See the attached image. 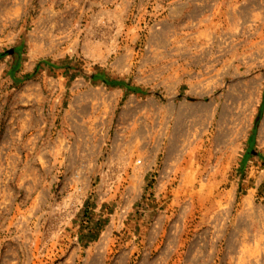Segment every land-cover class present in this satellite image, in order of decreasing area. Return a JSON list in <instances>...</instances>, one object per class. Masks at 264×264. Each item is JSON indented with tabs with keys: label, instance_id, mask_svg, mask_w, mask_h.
Wrapping results in <instances>:
<instances>
[{
	"label": "rangeland",
	"instance_id": "obj_1",
	"mask_svg": "<svg viewBox=\"0 0 264 264\" xmlns=\"http://www.w3.org/2000/svg\"><path fill=\"white\" fill-rule=\"evenodd\" d=\"M0 264H264V0H0Z\"/></svg>",
	"mask_w": 264,
	"mask_h": 264
}]
</instances>
